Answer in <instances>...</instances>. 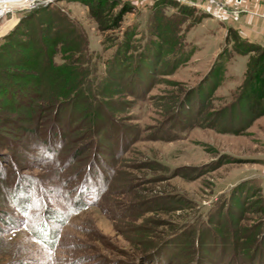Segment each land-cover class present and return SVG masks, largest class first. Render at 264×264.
<instances>
[{"label":"rangeland","instance_id":"1","mask_svg":"<svg viewBox=\"0 0 264 264\" xmlns=\"http://www.w3.org/2000/svg\"><path fill=\"white\" fill-rule=\"evenodd\" d=\"M155 1L0 0V264H264L263 88L239 101L256 53ZM44 71L80 76L77 105L14 96Z\"/></svg>","mask_w":264,"mask_h":264},{"label":"trees","instance_id":"2","mask_svg":"<svg viewBox=\"0 0 264 264\" xmlns=\"http://www.w3.org/2000/svg\"><path fill=\"white\" fill-rule=\"evenodd\" d=\"M168 0H156L155 1V7H160L163 4H166ZM170 2V1H168ZM30 17L29 15H26L23 17V22L21 24H23L25 21L29 20ZM164 17V16H162ZM165 19V17H164ZM57 36H59L57 34ZM57 36L55 37V42H57ZM167 47L169 49H167L168 51H172L171 48H173V46H175V41L172 42L171 40H169L168 42H164ZM240 45L242 46V51L238 52V54H243L246 55L250 52H255L256 55L249 57V63H248V70L246 72L245 75V80L243 82V84H241V86L239 87L240 90V94H239V101L246 97L247 94H249V96L251 97L252 95H255L256 93H258L260 91L261 88H263V93H264V87H262V85H264V47H261L259 45L256 44H251L248 42H245L242 40V43H240ZM42 47V46H41ZM157 47V53H159L161 51L160 45L156 44ZM43 49L44 53H45V57L49 58V60H46L47 62V66L48 67H54V69H58V67L56 68V66L52 63V54L51 55H46V50H44V48L42 47L41 50ZM153 51H149L146 55H148V57L152 58L153 60ZM45 58V59H46ZM45 69V67H44ZM60 69V67H59ZM54 70V71H55ZM44 72H39L37 73V77H33V75H20L18 78L21 82V87H26V93L21 94V93H16L14 94L15 97L22 99V97L24 98V95L26 97H30V96H35L38 97L40 95H42L44 92H40V91H47L49 92V100H47V102L51 103L50 105H56L57 107H61L64 104H67L68 101H71V103H74V106L77 105V103L75 102V100H77V96L81 95L82 93L84 94V91L81 90L79 88V90H77L79 83L81 81L80 76L79 75H73L72 77L66 79L63 78V80L61 81L62 86H67V89H63V90H56L57 88V84L54 85L51 88H49V84L55 83L57 81V79L55 77H53V80L48 77H43V76H39L38 74H44ZM15 75H19V74H15ZM50 79V80H49ZM256 84H253L255 83ZM18 86V85H17ZM30 89H32V92L30 91ZM82 91V93H81ZM36 93V94H34ZM17 95V96H16ZM38 95V96H37ZM33 96V97H34ZM65 96V100H61L59 101L60 98ZM253 97V96H252ZM61 114V112H60ZM58 117V116H57ZM60 120V119H59ZM259 245V244H258ZM256 244H253L250 246V248L248 249V253L247 256L250 257V254L255 250L256 246H258ZM259 250V247H258Z\"/></svg>","mask_w":264,"mask_h":264},{"label":"crops","instance_id":"3","mask_svg":"<svg viewBox=\"0 0 264 264\" xmlns=\"http://www.w3.org/2000/svg\"><path fill=\"white\" fill-rule=\"evenodd\" d=\"M136 5H143L153 0H133ZM191 3L192 0H176ZM197 1V0H195ZM235 6L230 3V12H227L222 22L226 30L229 28L235 32L243 41L264 47V2L260 0H245L238 9L239 13H233ZM209 14V13H208ZM248 59L249 54L239 55Z\"/></svg>","mask_w":264,"mask_h":264},{"label":"built area","instance_id":"4","mask_svg":"<svg viewBox=\"0 0 264 264\" xmlns=\"http://www.w3.org/2000/svg\"><path fill=\"white\" fill-rule=\"evenodd\" d=\"M34 1L35 0H30V3L33 4ZM244 1L245 0H194L193 2H191V4L196 5L212 16L218 17L220 20H223L226 13L230 12V3L238 6L233 9V13L237 14L240 11V9H238L239 6H241ZM260 1L264 2V0Z\"/></svg>","mask_w":264,"mask_h":264},{"label":"snow or ice","instance_id":"5","mask_svg":"<svg viewBox=\"0 0 264 264\" xmlns=\"http://www.w3.org/2000/svg\"><path fill=\"white\" fill-rule=\"evenodd\" d=\"M4 170L2 167H0V177H3L4 176ZM31 179V178H30ZM93 199H95V197H93ZM14 203V202H13ZM12 227H15V225H12ZM48 260H51V257L49 256L48 257Z\"/></svg>","mask_w":264,"mask_h":264}]
</instances>
